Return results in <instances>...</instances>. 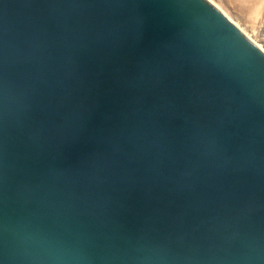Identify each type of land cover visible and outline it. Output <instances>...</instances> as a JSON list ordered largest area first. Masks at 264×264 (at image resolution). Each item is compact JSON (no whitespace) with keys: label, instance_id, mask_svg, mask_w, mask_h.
I'll return each instance as SVG.
<instances>
[{"label":"water","instance_id":"95a60500","mask_svg":"<svg viewBox=\"0 0 264 264\" xmlns=\"http://www.w3.org/2000/svg\"><path fill=\"white\" fill-rule=\"evenodd\" d=\"M0 264H264V53L208 0H0Z\"/></svg>","mask_w":264,"mask_h":264},{"label":"rangeland","instance_id":"374dc122","mask_svg":"<svg viewBox=\"0 0 264 264\" xmlns=\"http://www.w3.org/2000/svg\"><path fill=\"white\" fill-rule=\"evenodd\" d=\"M211 1L223 15L264 51V0H260L262 3L259 0Z\"/></svg>","mask_w":264,"mask_h":264},{"label":"bare ground","instance_id":"6f19581e","mask_svg":"<svg viewBox=\"0 0 264 264\" xmlns=\"http://www.w3.org/2000/svg\"><path fill=\"white\" fill-rule=\"evenodd\" d=\"M208 1H209L211 4H213V2H212L211 0H208ZM255 1H257V0H255ZM252 2H254V1H252ZM259 2H261V1L259 0ZM248 3H250V2H248ZM261 3H262V2H261ZM252 4H253V3H252ZM252 4H251V6H253ZM256 4H257V2H256ZM213 5L215 6V4H213ZM215 7L217 8V6H215ZM253 7H254V6H253ZM253 7H252V8H253ZM257 8H258V7H257ZM218 10H219V8H218ZM228 19H229V18H228ZM254 44H255V45H256V46H257V47H258V48L264 53V51H263V50H262V49H261L256 43H254Z\"/></svg>","mask_w":264,"mask_h":264}]
</instances>
